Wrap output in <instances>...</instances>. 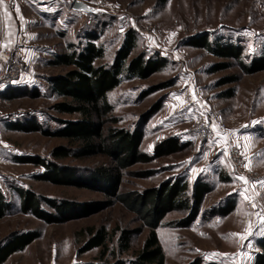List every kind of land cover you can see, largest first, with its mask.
I'll return each instance as SVG.
<instances>
[{"label": "rangeland", "instance_id": "374dc122", "mask_svg": "<svg viewBox=\"0 0 264 264\" xmlns=\"http://www.w3.org/2000/svg\"><path fill=\"white\" fill-rule=\"evenodd\" d=\"M99 2L94 13L76 10L72 0H13L0 6L2 42L13 48L15 58L24 62L23 82L15 94L3 96L0 90V185L12 208L0 217V239L16 229L41 228L42 235L21 251L13 252L3 264H100L97 246L87 251L80 248L87 237L82 229L104 224L135 227L141 220L120 202H114L90 215L46 222L19 209L20 198L12 186L31 188L48 196L77 200H99L108 197L88 186L54 183L34 177L42 167L30 162H17L15 155L39 154L50 159L51 149L68 145L66 138L44 134L40 130H18L7 122L23 117L35 118L42 127L55 129L59 121L73 114L55 112L52 105L63 97L53 93L48 76L63 73L68 66L50 65L55 52L67 49V43H79L82 34L102 27L97 42L105 45L104 55L96 63L111 61L127 29L138 32V44L130 54L141 51L166 59V64L145 78L123 79L110 91L114 105L111 115L119 117L117 126L132 128L144 121L142 114L155 104L161 107L144 122L141 148L153 152L155 145L175 135L187 146L149 162H136L123 170L120 190H143L163 180L187 175L189 187L198 176L209 181L213 189L204 196L201 211L189 226L157 227L165 252V264H188L196 258L217 264H254L259 236L264 235V69L242 74L237 82L220 84V78L239 73L236 66L214 72L212 63L225 61L205 47L187 44L188 37L200 31L210 39L231 38L253 56L264 42V0H94ZM10 10L19 38L9 45L12 35L6 33L4 8ZM15 9V10H14ZM17 23V26H16ZM196 39V38H195ZM30 48V49H29ZM29 49V50H28ZM234 89V95L226 96ZM3 91V92H2ZM207 109L218 113L227 124V136L208 140L194 129L195 112ZM240 142L247 174L239 177L229 154L230 139ZM58 162L84 167L96 166L108 159L101 155L85 158L69 156ZM230 177L220 181L218 172ZM233 195V209L224 215L203 216L204 209L217 205L224 208ZM221 201V202H220ZM184 212L172 210L163 221L176 220ZM148 234L144 227L131 243L129 257L143 246ZM115 242H111L114 246Z\"/></svg>", "mask_w": 264, "mask_h": 264}, {"label": "trees", "instance_id": "16d2710c", "mask_svg": "<svg viewBox=\"0 0 264 264\" xmlns=\"http://www.w3.org/2000/svg\"><path fill=\"white\" fill-rule=\"evenodd\" d=\"M166 1V0H161ZM102 27L89 29L81 36L79 43L68 42L67 49L55 52L47 60L50 65L68 66L63 73L48 76L47 82L53 93L63 98L52 105L55 112L73 114L75 117L58 118L59 126L55 129L42 127L35 118L23 117L11 122L7 126L18 130H40L44 134H52L67 139L68 145L54 146L50 156L54 158H77L101 155L108 162L92 167L58 162L39 154L15 155L17 162H30L43 169L34 173V177L49 180L54 183L88 186L101 190L108 199L77 200L40 194L31 188L14 187L20 198L19 209L32 213L46 222H64L66 220L90 215L114 202H120L126 209L133 211L141 220L135 227L115 225L109 230L104 224L88 225L85 231L87 237L80 250L87 251L94 247H101L100 264H165V252L160 243L157 227L189 226L199 215L202 201L213 185L198 176L192 188L189 187L187 175L180 174L163 180L159 185L143 190H120L123 170L136 162H149L159 156L172 153L185 146L177 136H168L159 141L153 152L141 148L144 134L143 125L161 104H155L149 111L142 114L144 121L138 122L132 128L117 126L119 117L111 115L114 109L109 99V93L116 88L123 79L145 78L166 64V59L158 55H148L141 51L135 56L130 54L138 44L139 35L135 29H127L122 42L113 59L107 63H96L97 58L104 55L105 45L97 42L101 36ZM196 38V39H195ZM187 44L205 47L212 54L225 59L211 64L208 72H214L230 66L239 69L238 74L224 76L219 83L237 82L242 74H250L264 69V42L260 51L253 56L243 54V46L231 38L210 39L206 30L190 35ZM7 85L3 96L15 94L17 84ZM234 95L231 89L226 96ZM264 134V132H263ZM220 181H229L230 177L218 172ZM233 195L221 201L232 200ZM229 201L222 209L212 205L203 210V216L224 215L233 209V201ZM220 201V202H221ZM13 206L0 185V217L4 216ZM178 210L184 216L171 221H163L167 212ZM148 228V234L143 246L134 251L129 257H122L131 248L133 238ZM42 235L41 228L16 229L0 239V264L10 254L21 251L27 244ZM111 242H115L111 246ZM257 245L260 250L255 253L254 264H264V235L259 236ZM188 264H217L205 262L196 258Z\"/></svg>", "mask_w": 264, "mask_h": 264}, {"label": "built area", "instance_id": "2783aa9c", "mask_svg": "<svg viewBox=\"0 0 264 264\" xmlns=\"http://www.w3.org/2000/svg\"><path fill=\"white\" fill-rule=\"evenodd\" d=\"M13 0H0L2 3H12ZM73 1V0H72ZM88 4L98 6L99 2L94 0H82ZM4 36V27H0V89L17 81L24 80V62L18 57L15 58L12 47L5 45L2 40ZM194 129L198 135L208 140L225 138L227 136V124L223 117L218 113L207 109L197 110L195 112ZM228 147L233 165L239 177L247 174L244 155L241 152L240 142L236 138L230 139Z\"/></svg>", "mask_w": 264, "mask_h": 264}, {"label": "crops", "instance_id": "0c3cea01", "mask_svg": "<svg viewBox=\"0 0 264 264\" xmlns=\"http://www.w3.org/2000/svg\"><path fill=\"white\" fill-rule=\"evenodd\" d=\"M11 9L5 7L4 8V16H5V21H6V33L10 36L12 35L13 38H11L12 40L10 41H6L8 42L9 45H14L15 42H18L19 41V38L17 37L18 35L16 34V27L13 25V21H8V15H9V12H10ZM15 10V9H14ZM16 26H17V23H16ZM18 28V26H17ZM30 49V48H29ZM28 49V50H29ZM23 81V80H22ZM6 261V260H5ZM4 261V262H5ZM3 262V263H4ZM2 263V264H3Z\"/></svg>", "mask_w": 264, "mask_h": 264}, {"label": "water", "instance_id": "95a60500", "mask_svg": "<svg viewBox=\"0 0 264 264\" xmlns=\"http://www.w3.org/2000/svg\"><path fill=\"white\" fill-rule=\"evenodd\" d=\"M71 7L76 10H82L89 13H94L99 7L95 5L88 4L82 0H73L71 3Z\"/></svg>", "mask_w": 264, "mask_h": 264}, {"label": "snow or ice", "instance_id": "6c2138e0", "mask_svg": "<svg viewBox=\"0 0 264 264\" xmlns=\"http://www.w3.org/2000/svg\"><path fill=\"white\" fill-rule=\"evenodd\" d=\"M241 179H243V178L241 177ZM262 183H264V182H262Z\"/></svg>", "mask_w": 264, "mask_h": 264}]
</instances>
